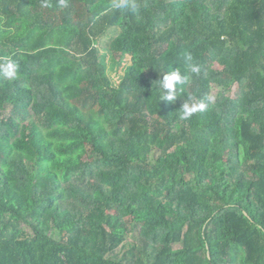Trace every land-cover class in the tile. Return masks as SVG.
Returning <instances> with one entry per match:
<instances>
[{
    "label": "trees",
    "instance_id": "obj_1",
    "mask_svg": "<svg viewBox=\"0 0 264 264\" xmlns=\"http://www.w3.org/2000/svg\"><path fill=\"white\" fill-rule=\"evenodd\" d=\"M0 264H264V0H0Z\"/></svg>",
    "mask_w": 264,
    "mask_h": 264
},
{
    "label": "clouds",
    "instance_id": "obj_2",
    "mask_svg": "<svg viewBox=\"0 0 264 264\" xmlns=\"http://www.w3.org/2000/svg\"><path fill=\"white\" fill-rule=\"evenodd\" d=\"M117 8L126 7L124 3H118L115 5ZM13 65L9 64L8 68L12 69ZM190 71L192 73H199L200 68L198 66H192ZM12 75V72H9ZM187 81V76L182 75L179 68L168 71L162 76V79L157 80L158 92L161 101H171L175 102L176 99V89L177 86L185 84ZM208 103H211L213 98L211 96L205 98ZM205 99H190L187 102H183L181 108L179 109V119L187 120L191 118L194 114L204 111L208 104L205 103Z\"/></svg>",
    "mask_w": 264,
    "mask_h": 264
},
{
    "label": "rangeland",
    "instance_id": "obj_3",
    "mask_svg": "<svg viewBox=\"0 0 264 264\" xmlns=\"http://www.w3.org/2000/svg\"><path fill=\"white\" fill-rule=\"evenodd\" d=\"M102 50H103V53H106V47L105 45H102ZM109 64L111 65L113 62H112V56L109 54ZM125 65H127V62H125L122 66H117V67H114L113 69H111V76L113 77L114 81L119 84L121 79H122V76L124 75V69H125ZM214 93H215V96H219V95H222V96H232L234 97L237 93V86L234 87L232 89V91H226V90H222V89H216L214 90ZM139 225H137L136 229H138Z\"/></svg>",
    "mask_w": 264,
    "mask_h": 264
}]
</instances>
